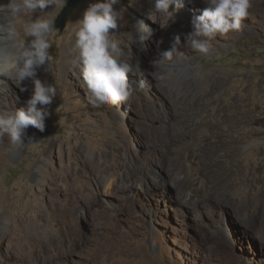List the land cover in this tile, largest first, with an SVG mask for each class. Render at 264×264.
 Instances as JSON below:
<instances>
[{
	"label": "rangeland",
	"instance_id": "374dc122",
	"mask_svg": "<svg viewBox=\"0 0 264 264\" xmlns=\"http://www.w3.org/2000/svg\"><path fill=\"white\" fill-rule=\"evenodd\" d=\"M69 1L52 10L55 24ZM86 1L54 28L53 59L37 69L56 88L45 130L29 126L24 143L0 136V264H264V14L249 9L207 54L177 57L194 90L176 98L165 90L182 89L180 68L160 66L157 46L173 44L204 0H186L181 23L166 26L139 0H116L115 34L141 73L129 75L128 100L94 106L71 31ZM137 23L154 49L126 41L122 28ZM0 92V108L31 96L16 84Z\"/></svg>",
	"mask_w": 264,
	"mask_h": 264
},
{
	"label": "clouds",
	"instance_id": "9594fccd",
	"mask_svg": "<svg viewBox=\"0 0 264 264\" xmlns=\"http://www.w3.org/2000/svg\"><path fill=\"white\" fill-rule=\"evenodd\" d=\"M60 2L5 0L0 3V78H3L0 82L11 81L20 86L25 80H31L33 84L25 106L0 108V136L7 135L14 144L24 143L22 136L29 126L41 132L45 130L47 106L56 97L55 86L39 79L37 69L48 67L53 59L50 37L56 17L45 10L53 9ZM115 3L116 0H95L83 12L74 33L79 71L89 93L88 101L94 106L128 100L133 92L129 75L141 73L115 34L122 21ZM185 3L186 0H154L149 19L156 22L163 15L170 21ZM204 3L206 7L201 14L192 17L193 31L185 35L183 45L181 37L175 36L171 48L162 53L165 57H170L178 45L207 54L212 39L241 29L251 7L250 0H204ZM37 12L39 15L32 19ZM141 31L151 35L146 25L141 26ZM144 39V35L139 36L140 42ZM32 141L29 137V142Z\"/></svg>",
	"mask_w": 264,
	"mask_h": 264
},
{
	"label": "bare ground",
	"instance_id": "6f19581e",
	"mask_svg": "<svg viewBox=\"0 0 264 264\" xmlns=\"http://www.w3.org/2000/svg\"><path fill=\"white\" fill-rule=\"evenodd\" d=\"M195 1V0H194ZM2 2H5V0H0V3ZM263 2V0H250V4H251V7H250V10H251V14L255 15L259 12V14H264V10L262 7H260L261 3ZM90 4V1L87 0L84 7H88ZM195 6L199 9V12H202L203 8H200V4L199 2L195 3ZM202 6V5H201ZM138 10H140L141 12H143L144 16L146 18H149V13L151 11H153L154 9V0H139L138 1ZM261 8V9H259ZM54 9V8H53ZM51 8L49 9H46L45 11H50L52 12ZM261 10V11H260ZM39 15V12L37 13H34L33 16H32V19H35L36 16ZM43 15V13L41 14ZM197 15H199L197 13ZM122 17H124L122 14H121ZM80 17V16H79ZM180 16H177L175 15L174 16V19L170 20L175 22V25H178L181 23L182 19L179 18ZM189 17V16H188ZM187 17V18H188ZM128 18V20L130 19L129 17H126ZM135 18V17H134ZM192 19V17H190ZM190 18H188L189 20H191ZM81 18H78L76 19L72 26H71V31L75 32L78 27H79V20ZM159 20L161 19V22L163 23V26H166L169 24V21H167L168 19L166 17H164L163 15H161L159 18ZM157 19V20H158ZM138 25L136 27H132V28H129V27H124L122 28V32L123 34L125 35L126 37V41L129 42L131 45H138V46H145L147 45V43H149L150 47L149 48H153L154 49V45L153 44H156L154 43V41L148 39L147 35H145L142 31H141V26H142V23H137ZM130 26V25H129ZM175 34H173V36H177L179 35L181 38H184L185 35L191 33L193 31L192 29V25H191V22H188V24L185 26V28H183L182 30H179V29H173ZM140 35H144L146 37V39L143 40V42H140L139 40V36ZM172 41H174V38L170 37ZM163 41H167V39L165 38V40ZM162 44H165L164 42ZM157 46V44L155 45ZM163 46V45H161ZM172 44L168 45L166 44L163 48H159V45L157 46V48L159 49L160 53L162 54L164 51H167L171 48ZM191 47L188 46V47H183V48H178L177 46V50L176 51H173L171 56L170 57H165L164 55H157V60L158 61H165L167 60L168 62L170 61H174L177 57H182V55H185L186 52H188V50H190ZM156 50V49H155ZM156 52V51H155ZM155 54V53H154ZM157 54V53H156ZM153 58V57H152ZM167 58V59H166ZM185 61V60H183ZM159 63L158 64L162 67H164L165 69L168 68L170 69L171 67H178L180 68V66H182L181 64L177 63V62H173V63ZM187 62V61H186ZM173 64V65H171ZM171 66V67H170ZM187 66V65H186ZM186 66H183L182 68H180V71L178 72V76H177V79H178V82H179V86H182V89L180 90L179 87H176V86H171L169 88V92L168 90H165V93L166 95L168 94H173V91H175V97L177 98L179 95L182 94V90H186V91H192L194 90V85H192V81L190 80H187V78L189 77V75H191V69L189 67H186ZM169 73V72H168ZM43 76L44 74L43 73H37V77L39 79H43ZM0 79H3V78H0ZM220 83V82H219ZM14 83L11 82V81H7V83H2L0 82V91L1 90H4V89H8V87H12ZM220 85V84H219ZM19 87H21V89H24L26 90L27 93L31 94L32 93V89H33V84L31 82V80H25ZM13 89V88H12ZM1 93V92H0ZM167 95V96H168ZM184 97V96H183ZM30 98V96H29ZM180 100V98H179ZM181 102V101H180ZM235 109V108H234ZM249 114V113H247ZM252 114V113H251ZM224 116V115H223ZM249 116V115H248ZM236 118V117H235ZM247 118V117H246ZM224 119V118H222ZM228 120V119H227ZM248 120V119H247ZM231 121V120H230ZM249 121H252V117L249 118ZM248 122V121H247ZM253 122V121H252ZM46 153H49V151H47ZM46 155V154H45ZM48 155V154H47ZM46 158V156H44ZM44 162L46 160H43ZM246 172L249 176H251L253 173H254V167L253 166H248V168L246 169ZM46 173V172H45ZM39 174H44V172H42V170H40V173ZM48 178L53 180V175L49 172V173H46ZM199 204V203H198Z\"/></svg>",
	"mask_w": 264,
	"mask_h": 264
},
{
	"label": "water",
	"instance_id": "95a60500",
	"mask_svg": "<svg viewBox=\"0 0 264 264\" xmlns=\"http://www.w3.org/2000/svg\"><path fill=\"white\" fill-rule=\"evenodd\" d=\"M82 0H70L69 3L61 10L60 15L55 24L56 29L63 30L66 25V18L69 13H71Z\"/></svg>",
	"mask_w": 264,
	"mask_h": 264
}]
</instances>
